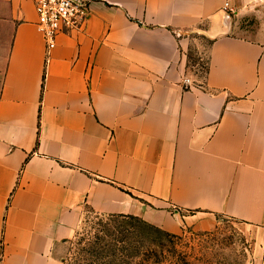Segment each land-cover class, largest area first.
I'll return each instance as SVG.
<instances>
[{
	"label": "crops",
	"instance_id": "0c3cea01",
	"mask_svg": "<svg viewBox=\"0 0 264 264\" xmlns=\"http://www.w3.org/2000/svg\"><path fill=\"white\" fill-rule=\"evenodd\" d=\"M35 2L0 0V264H64L86 210L224 215L264 264V0L98 2L49 53Z\"/></svg>",
	"mask_w": 264,
	"mask_h": 264
},
{
	"label": "rangeland",
	"instance_id": "374dc122",
	"mask_svg": "<svg viewBox=\"0 0 264 264\" xmlns=\"http://www.w3.org/2000/svg\"><path fill=\"white\" fill-rule=\"evenodd\" d=\"M199 41L200 46L189 51L188 62L196 79L204 78L208 68L209 41ZM215 218L206 228L186 226L171 233L138 218L86 210L69 248L84 238L96 249L119 248L123 264H253L255 227L224 215ZM118 239L122 241L117 244Z\"/></svg>",
	"mask_w": 264,
	"mask_h": 264
},
{
	"label": "built area",
	"instance_id": "2783aa9c",
	"mask_svg": "<svg viewBox=\"0 0 264 264\" xmlns=\"http://www.w3.org/2000/svg\"><path fill=\"white\" fill-rule=\"evenodd\" d=\"M107 0H36L37 28L46 43L47 53L57 46V38L81 30L93 4ZM227 18L233 11L229 2L222 8Z\"/></svg>",
	"mask_w": 264,
	"mask_h": 264
},
{
	"label": "trees",
	"instance_id": "16d2710c",
	"mask_svg": "<svg viewBox=\"0 0 264 264\" xmlns=\"http://www.w3.org/2000/svg\"><path fill=\"white\" fill-rule=\"evenodd\" d=\"M108 216L110 217L128 216V217L138 218L131 215H117V216L108 215ZM121 241H122L121 239H118L115 242L118 244V242ZM87 243H88V247H86ZM119 251H120L119 248L115 249L111 246L109 250H106L104 248L96 249L93 246L91 247L90 242L86 241V239L79 238V240L74 245V247L69 248V256L67 257V259H65L64 264H123L124 257H122V254H119ZM119 258L121 259V261L119 260ZM114 259L118 260V262L115 263Z\"/></svg>",
	"mask_w": 264,
	"mask_h": 264
},
{
	"label": "water",
	"instance_id": "95a60500",
	"mask_svg": "<svg viewBox=\"0 0 264 264\" xmlns=\"http://www.w3.org/2000/svg\"><path fill=\"white\" fill-rule=\"evenodd\" d=\"M225 17L227 18V16L225 15Z\"/></svg>",
	"mask_w": 264,
	"mask_h": 264
}]
</instances>
